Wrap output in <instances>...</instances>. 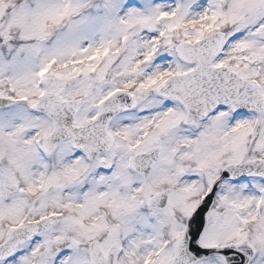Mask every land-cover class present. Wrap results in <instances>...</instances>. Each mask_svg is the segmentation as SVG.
<instances>
[{
  "label": "snow or ice",
  "instance_id": "1",
  "mask_svg": "<svg viewBox=\"0 0 264 264\" xmlns=\"http://www.w3.org/2000/svg\"><path fill=\"white\" fill-rule=\"evenodd\" d=\"M0 264H264V0H0Z\"/></svg>",
  "mask_w": 264,
  "mask_h": 264
}]
</instances>
